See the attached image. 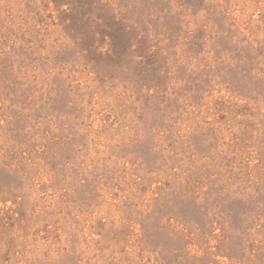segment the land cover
<instances>
[{
	"label": "rangeland",
	"instance_id": "rangeland-1",
	"mask_svg": "<svg viewBox=\"0 0 264 264\" xmlns=\"http://www.w3.org/2000/svg\"><path fill=\"white\" fill-rule=\"evenodd\" d=\"M0 264H264V0H0Z\"/></svg>",
	"mask_w": 264,
	"mask_h": 264
}]
</instances>
